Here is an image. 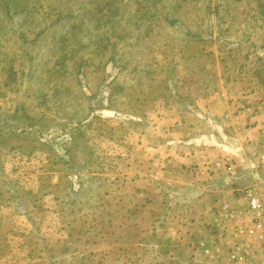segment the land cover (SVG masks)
<instances>
[{
    "label": "rangeland",
    "instance_id": "374dc122",
    "mask_svg": "<svg viewBox=\"0 0 264 264\" xmlns=\"http://www.w3.org/2000/svg\"><path fill=\"white\" fill-rule=\"evenodd\" d=\"M244 188L264 0H0V264H215Z\"/></svg>",
    "mask_w": 264,
    "mask_h": 264
},
{
    "label": "built area",
    "instance_id": "2783aa9c",
    "mask_svg": "<svg viewBox=\"0 0 264 264\" xmlns=\"http://www.w3.org/2000/svg\"><path fill=\"white\" fill-rule=\"evenodd\" d=\"M240 199L244 200L241 206H233L230 201L220 205L217 214L223 218L216 223V237L223 243L209 248L202 245L207 257L215 259L224 250L234 262H245L250 256L264 257V195L253 188H244Z\"/></svg>",
    "mask_w": 264,
    "mask_h": 264
},
{
    "label": "crops",
    "instance_id": "0c3cea01",
    "mask_svg": "<svg viewBox=\"0 0 264 264\" xmlns=\"http://www.w3.org/2000/svg\"><path fill=\"white\" fill-rule=\"evenodd\" d=\"M209 241H203V244L205 247H211L210 243H208ZM223 241L222 239H218V243L217 245L222 244ZM201 245V246H202ZM201 248V247H200ZM201 250V254L204 257H207L206 255L203 254L202 249ZM224 250V249H223ZM227 251H223V254L215 259H211L208 257V259L213 260V261H209L215 264H225L224 261L226 262V264H264V257H262L261 255H257V256H250V258L247 261H238V262H234L232 260L229 259V257L227 256ZM224 260V261H223Z\"/></svg>",
    "mask_w": 264,
    "mask_h": 264
}]
</instances>
